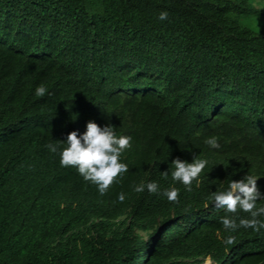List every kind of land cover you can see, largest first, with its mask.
<instances>
[{
  "label": "trees",
  "instance_id": "16d2710c",
  "mask_svg": "<svg viewBox=\"0 0 264 264\" xmlns=\"http://www.w3.org/2000/svg\"><path fill=\"white\" fill-rule=\"evenodd\" d=\"M89 121L132 138L103 194L46 147ZM246 174L264 193V0H0V264H264L212 201Z\"/></svg>",
  "mask_w": 264,
  "mask_h": 264
},
{
  "label": "clouds",
  "instance_id": "9594fccd",
  "mask_svg": "<svg viewBox=\"0 0 264 264\" xmlns=\"http://www.w3.org/2000/svg\"><path fill=\"white\" fill-rule=\"evenodd\" d=\"M167 17V11H161L158 19L165 20ZM45 92L43 85L35 89L36 96H43ZM131 139L126 135L117 136L111 124L101 126L89 121L83 132L71 131L63 140L50 142L46 147L51 153H56L59 147L60 165L75 167L84 180L94 183L98 191L103 194L114 177L127 171L128 166L120 161V156L131 146ZM205 144L212 149L220 148L215 136L206 138ZM170 164L174 166L171 172L173 181L189 186L205 169L208 161L203 158H193L191 162H188L176 158ZM162 175H167V170L162 172ZM258 178L260 177L246 174L239 180H230L225 190L212 193L215 207L233 213L239 208L249 213L250 218H241L239 224L233 218L223 217L222 223L226 228L235 229L239 226L251 227L255 230L264 228V221L257 219L259 216H264V206L257 207V201L264 198V193L256 184ZM144 188L145 185L141 184L136 191H143ZM146 188L148 192L154 193L158 191V184L155 181H149ZM162 194L169 200H175L177 189L173 187ZM118 198L123 200L124 194L121 193Z\"/></svg>",
  "mask_w": 264,
  "mask_h": 264
},
{
  "label": "rangeland",
  "instance_id": "374dc122",
  "mask_svg": "<svg viewBox=\"0 0 264 264\" xmlns=\"http://www.w3.org/2000/svg\"><path fill=\"white\" fill-rule=\"evenodd\" d=\"M252 28H254V30H256L257 32H260L261 31L260 28H255L254 26H252ZM205 264H209V261H206Z\"/></svg>",
  "mask_w": 264,
  "mask_h": 264
}]
</instances>
